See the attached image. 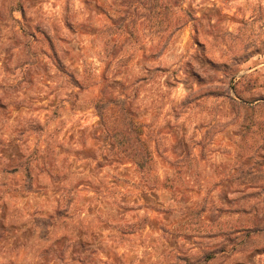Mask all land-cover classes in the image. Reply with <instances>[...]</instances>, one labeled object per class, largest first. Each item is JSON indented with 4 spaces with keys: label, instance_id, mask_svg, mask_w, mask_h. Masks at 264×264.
I'll list each match as a JSON object with an SVG mask.
<instances>
[{
    "label": "rangeland",
    "instance_id": "374dc122",
    "mask_svg": "<svg viewBox=\"0 0 264 264\" xmlns=\"http://www.w3.org/2000/svg\"><path fill=\"white\" fill-rule=\"evenodd\" d=\"M0 264H264V0H0Z\"/></svg>",
    "mask_w": 264,
    "mask_h": 264
},
{
    "label": "trees",
    "instance_id": "16d2710c",
    "mask_svg": "<svg viewBox=\"0 0 264 264\" xmlns=\"http://www.w3.org/2000/svg\"><path fill=\"white\" fill-rule=\"evenodd\" d=\"M178 29L179 26L178 27L176 26L174 28V31ZM126 116H124L123 120L128 121V116L127 117ZM130 122H132L130 121V119L126 124H124L123 122V128L121 129V131L117 132L118 134L116 135V137L121 138L120 143L122 144H129L131 141L129 135L134 134V130H132V127L130 126ZM137 136L138 138L135 139V143L141 144L143 147L145 142L140 140V135L138 133ZM120 155L122 158L127 159L130 163H132L138 172L144 174V173H149L151 171L150 167L146 165L149 161H151L152 152L150 148H147L146 146L143 148L124 147L120 150Z\"/></svg>",
    "mask_w": 264,
    "mask_h": 264
}]
</instances>
